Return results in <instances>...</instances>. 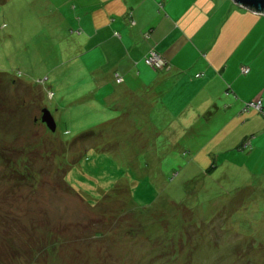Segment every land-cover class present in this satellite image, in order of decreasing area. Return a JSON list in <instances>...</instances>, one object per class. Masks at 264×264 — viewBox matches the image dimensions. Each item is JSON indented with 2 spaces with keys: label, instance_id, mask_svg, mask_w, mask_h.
I'll return each instance as SVG.
<instances>
[{
  "label": "rangeland",
  "instance_id": "obj_1",
  "mask_svg": "<svg viewBox=\"0 0 264 264\" xmlns=\"http://www.w3.org/2000/svg\"><path fill=\"white\" fill-rule=\"evenodd\" d=\"M40 3L0 0V264H264V176L241 154L206 174L191 155L213 129L153 95L121 107L140 88Z\"/></svg>",
  "mask_w": 264,
  "mask_h": 264
},
{
  "label": "crops",
  "instance_id": "obj_2",
  "mask_svg": "<svg viewBox=\"0 0 264 264\" xmlns=\"http://www.w3.org/2000/svg\"><path fill=\"white\" fill-rule=\"evenodd\" d=\"M39 1V10H51L56 24L63 19L67 28L82 29L83 37L75 46L118 56L103 79L118 72L123 77L120 83L133 82L140 88L131 91L124 84L121 107L126 96L153 95L162 104L159 111L177 114L181 128L193 124L188 123L195 114L201 127L213 129L195 151L202 167L212 163V170L220 168L224 175L228 166L230 175L236 176L232 164L241 154L239 159L248 161L246 177L264 176V115L243 107L245 101L260 97L264 110L263 14L230 0ZM149 46L165 57L169 68L158 72L142 62ZM174 100L183 102L174 107ZM133 102L143 104L141 99ZM226 137L232 152L219 147Z\"/></svg>",
  "mask_w": 264,
  "mask_h": 264
},
{
  "label": "trees",
  "instance_id": "obj_3",
  "mask_svg": "<svg viewBox=\"0 0 264 264\" xmlns=\"http://www.w3.org/2000/svg\"><path fill=\"white\" fill-rule=\"evenodd\" d=\"M129 20V23H131V24H133L134 23V21L132 20V18H129L128 19ZM79 30V29H78ZM145 37H146V34L144 35ZM150 51H153V52H156L158 55H159V57L163 60V63L162 64H160L159 66H153V65H150V64H148V63H146V58H147V56L150 54ZM86 53H88V51H86ZM116 53V52H115ZM104 58H106V56H108L107 54H106V51H104ZM109 54V53H108ZM92 54L89 52L88 54H86L85 55V57L86 58H89L90 56H91ZM116 57H118V56H116L115 54H110V56L108 57V58H110V59H114V58H116ZM107 59V58H106ZM106 59H104L105 60V62H106ZM142 62L146 65V66H148L149 68H151L152 70H154V71H158V72H160L161 70H166L167 68H169L170 67V65H169V63H168V61L165 59V57L159 52V51H157L156 49H154L152 46H149L147 49H146V51L144 52V54L142 55ZM113 63V62H112ZM109 67H113L112 65H109ZM117 71V70H116ZM5 77H7L6 76V74L4 75L3 73H0V79H5ZM113 78V80L115 81V82H120V81H122L123 80V77L118 73V72H114V74H113V76H112ZM9 79V78H8ZM9 80H11V79H9ZM39 81V80H38ZM12 82H15V80L13 79L12 80ZM165 82H168V80H166ZM48 94H50V92L48 93ZM256 99H259L260 100V108L259 109H254V108H252V107H248L247 109H254V110H257V111H260L261 112V114H263L264 115V110H262V108H261V99H260V97H257V98H255V99H253V100H248V101H255ZM246 102V101H245ZM245 104V103H244ZM160 105H162V104H160ZM244 107V106H243ZM41 114H42V111H41ZM41 114H40V116H41ZM40 116H39V121H41L50 131H52L53 132V130L55 129V127H54V129H50L46 124H45V122L43 121V120H41V118H40ZM179 126L178 125H176V127L175 128H178ZM181 128V127H180ZM168 134H169V137L171 138V139H175L176 137L175 136H177V135H180V134H178L177 132H175V131H169L168 130ZM1 150V149H0ZM197 154H196V152H192V155H191V157H194V156H196ZM1 157H3V158H6V160L4 161L5 162V164H7V162H8V159H7V155H6V152H4L3 150H1L0 151V158ZM212 166H213V164L212 163H210V165H207L206 167L204 166L203 167V169H204V171L205 172H207L206 174H209L211 171H212ZM210 171V172H209ZM209 172V173H208Z\"/></svg>",
  "mask_w": 264,
  "mask_h": 264
},
{
  "label": "water",
  "instance_id": "obj_4",
  "mask_svg": "<svg viewBox=\"0 0 264 264\" xmlns=\"http://www.w3.org/2000/svg\"><path fill=\"white\" fill-rule=\"evenodd\" d=\"M234 4L250 10L255 13L263 14L264 15V0H231ZM42 114L40 116L41 120L45 122V124L52 130L54 129L55 123L48 112L47 108L41 109Z\"/></svg>",
  "mask_w": 264,
  "mask_h": 264
},
{
  "label": "built area",
  "instance_id": "obj_5",
  "mask_svg": "<svg viewBox=\"0 0 264 264\" xmlns=\"http://www.w3.org/2000/svg\"><path fill=\"white\" fill-rule=\"evenodd\" d=\"M146 63L153 65V66H159L163 63V60L159 57V55L156 52L150 51V54L145 59ZM241 70L245 72L247 70L246 66H241ZM252 107L254 109L260 108V100L256 99L255 101H247L244 104V108Z\"/></svg>",
  "mask_w": 264,
  "mask_h": 264
},
{
  "label": "clouds",
  "instance_id": "obj_6",
  "mask_svg": "<svg viewBox=\"0 0 264 264\" xmlns=\"http://www.w3.org/2000/svg\"><path fill=\"white\" fill-rule=\"evenodd\" d=\"M51 114V113H50ZM52 116V115H51ZM53 118V117H52ZM54 120V119H53ZM55 123V122H54ZM55 127V126H54Z\"/></svg>",
  "mask_w": 264,
  "mask_h": 264
}]
</instances>
